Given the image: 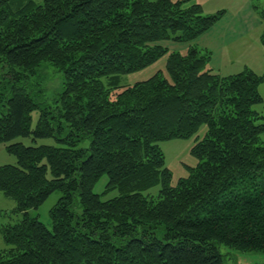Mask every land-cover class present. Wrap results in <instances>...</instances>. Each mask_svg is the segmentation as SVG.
Returning a JSON list of instances; mask_svg holds the SVG:
<instances>
[{
	"label": "trees",
	"instance_id": "trees-1",
	"mask_svg": "<svg viewBox=\"0 0 264 264\" xmlns=\"http://www.w3.org/2000/svg\"><path fill=\"white\" fill-rule=\"evenodd\" d=\"M187 1L0 0V75L9 78L0 143L30 134L61 143L6 145L17 164L0 165V192L23 218L0 224L8 245L0 264H224L220 244L264 251V116L252 108L264 73L212 68L210 50L193 41L225 11L204 14ZM169 41L188 43L186 51ZM164 55L168 77L120 85V75ZM44 63L62 74L55 107L40 108L25 86ZM202 125L191 147L198 163L171 185L157 142ZM104 174V191L94 193ZM55 190L50 230L28 210Z\"/></svg>",
	"mask_w": 264,
	"mask_h": 264
},
{
	"label": "rangeland",
	"instance_id": "rangeland-1",
	"mask_svg": "<svg viewBox=\"0 0 264 264\" xmlns=\"http://www.w3.org/2000/svg\"><path fill=\"white\" fill-rule=\"evenodd\" d=\"M195 2L201 4L202 12L204 14H214L218 10L225 11L224 15L219 19V22H217L218 24L214 26L219 27V32L224 30L222 27L225 25L226 19L231 15L243 16L247 8H250L253 11V17L256 20L255 25L252 26L247 33L240 32L241 34L239 36L234 35L235 37L232 40L227 36L224 44H222V41L221 46L218 47L215 45L216 48H221V55L217 59L211 58V64L214 66L212 68L223 75L238 73L245 67H248L257 74H263L264 44L260 42V34L264 29V20L262 21V19L259 18L258 11L264 9V0H189L184 4L188 5ZM164 47H168L170 50H178L180 53L186 51V48L179 44V42L169 41L164 44ZM166 59L167 55H164L153 64L143 69L120 75V85H131L134 82L145 80L157 72L168 77L165 67ZM7 79L9 78L0 75V90L2 85L1 81L4 82ZM62 79V74L57 71L55 67L48 63H44L38 69L36 74L27 78L25 86L27 91L30 92L35 100L40 103V108L46 106L55 107L57 103L54 99L63 89ZM102 81L103 83H106L107 79L103 78ZM258 92L262 101L253 105L252 108L260 115L264 116V81L259 84ZM39 114L40 109H35L31 112V130L35 128ZM206 129V125H202L198 131L189 138L157 142L164 154V164L171 172V185H176L179 178L188 175L187 167H193L198 163L197 158L191 154V147L196 143L198 138H201L204 135ZM263 136L264 135H262V137ZM15 142H20L27 146H37L41 144L54 146L61 145V143H59L54 137H34L33 134H30L29 136H17L8 142L0 143V165L17 164L15 155L8 153L6 150V145ZM87 142L88 140L81 141L78 146L87 145ZM47 177L51 178L49 170L47 172ZM107 180V175H102L94 185L93 192L102 194ZM159 188V184L155 185L146 190L144 194L156 195ZM60 194L61 193L58 190L53 191L38 208L29 209L28 214L30 216L38 217V219L51 230L52 225L49 211L57 202ZM116 195H118V192L113 190L106 195H103L102 199H109ZM15 207L16 202L0 192V224L15 223L23 218V213L14 212ZM77 208L80 210L79 206H77ZM5 247H8V245L3 241L0 234V248ZM218 248L223 255L224 264H264V251L240 250L224 244H220Z\"/></svg>",
	"mask_w": 264,
	"mask_h": 264
},
{
	"label": "crops",
	"instance_id": "crops-1",
	"mask_svg": "<svg viewBox=\"0 0 264 264\" xmlns=\"http://www.w3.org/2000/svg\"><path fill=\"white\" fill-rule=\"evenodd\" d=\"M252 13L253 11L250 8H247L243 16L231 15L229 18L226 19V23L222 27L225 31L223 30L219 32V27H214L216 24H218L216 22V24H214L209 30L201 34L199 37H197L193 41V43L196 46L200 47L201 49H207V48L208 50L210 49L211 58L217 59L221 55L220 52L221 48L218 49V47L221 46L222 41H223L222 44H224L225 38L227 36L229 37L230 40H232L234 39L235 36H239L241 33H247L249 29L255 25L256 20L253 17ZM179 44L183 45V47L185 48L188 46V43H179ZM215 45H217L218 47L216 48ZM211 67L214 66L211 64Z\"/></svg>",
	"mask_w": 264,
	"mask_h": 264
}]
</instances>
